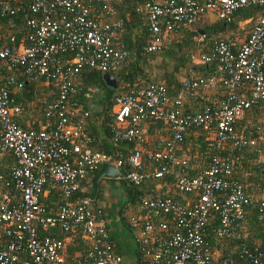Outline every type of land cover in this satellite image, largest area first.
<instances>
[{"label":"built area","instance_id":"2783aa9c","mask_svg":"<svg viewBox=\"0 0 264 264\" xmlns=\"http://www.w3.org/2000/svg\"><path fill=\"white\" fill-rule=\"evenodd\" d=\"M119 1L30 0L24 6L21 0H0V17L24 14L26 28L18 38L0 35V264H121L103 218L91 209L87 196L60 205L53 213L40 201L47 187L69 196L82 189L83 181L102 163L119 164L86 147L88 138L80 125L86 113L80 105L68 104L82 69L110 73L128 59L129 52L117 41L120 21L114 15ZM246 7H258L260 13L243 41L214 42L209 54L190 57L199 63L216 61L218 81L225 90L216 107L204 105L190 113L180 109V96L194 98L211 89L212 77L183 79L177 99H169L156 84L113 98L112 140L139 143L141 126L152 121L168 129L163 148L145 153L150 170L143 169L137 148L127 156L123 184L175 172L177 192L194 196L183 206L168 197L138 198L143 212L129 216L128 226L148 264H207L204 227L212 214L218 219L213 235L222 238L235 231L251 202L264 212V201L250 195L251 187L243 190L234 178L235 161L224 155L255 143V138L237 134L233 124L251 105L264 102V0H151L137 7L145 13L149 35L139 55L158 51L160 40L177 26L189 27L207 13L228 21L235 10ZM26 81L55 92L53 103L46 106V116L52 112L55 119H46L36 129L17 123L20 109L10 97ZM77 116V122L72 121ZM193 127L206 132L214 152L205 170L186 177L176 170L185 161L175 153ZM168 214L172 225L151 221ZM54 231L61 237L53 236ZM69 246L80 248L69 253ZM240 257L248 264L264 263V253L256 249L241 247Z\"/></svg>","mask_w":264,"mask_h":264},{"label":"trees","instance_id":"16d2710c","mask_svg":"<svg viewBox=\"0 0 264 264\" xmlns=\"http://www.w3.org/2000/svg\"><path fill=\"white\" fill-rule=\"evenodd\" d=\"M26 6L30 0H21ZM151 0H120L115 7L114 18L120 21V31L118 33V43L129 52L127 61L121 63L115 70L110 73L116 83V88L107 87L102 79L101 74L95 70L82 69L77 76V89L74 90L68 98L69 105H80L86 115L80 119V125L88 138L86 147L90 151H97L108 154L113 160L119 162L117 168L122 176L129 170L126 162L127 156L133 151L134 140H112L111 135L114 129V122L110 107L113 98L118 93H128L144 87L147 84H156L163 87L165 95L169 99L179 98L182 91L181 81L188 78H210L215 81L213 84L214 93L219 95L217 102L213 103L200 99L198 95L194 98L180 96V109L182 113H190L200 110L204 105L216 107L224 96V88L220 77L216 72V61L208 59L202 63H192L190 57L195 55L196 45L192 38L196 36L197 29L195 24L191 27L177 26L165 35L167 41L160 40L159 50L151 54H138L149 40L146 31V19L143 10L137 9L141 4L148 3ZM260 10L258 7H246L235 10L229 17L228 21L214 18L209 23L204 22L205 28L202 38L210 44L214 42H237L243 41L250 28L254 24ZM204 18L201 17L200 20ZM12 19V22H9ZM24 14L19 12L9 17H0V35L2 32L13 34L18 38L26 28L24 26ZM250 25L245 33L238 34V37L232 35V31L239 30L237 23ZM240 32V30H239ZM243 35V36H242ZM164 38V37H163ZM238 41V42H239ZM158 54H162L169 60L161 69L156 71L143 70L140 65H144L150 60H154ZM264 71V67H263ZM182 76V79H179ZM144 82L143 85L140 83ZM146 83V84H145ZM46 94L44 99H40V94ZM41 94V95H42ZM55 92L51 87L42 83H31L26 81L19 91L10 93L12 104L17 105L20 112L15 116V120L22 128H38L46 119L53 121L55 116L52 112L46 116V106L53 103ZM221 99V100H220ZM220 100V101H219ZM254 116H253V115ZM261 116V124H251L246 128L241 125L243 117L249 116L250 122H255V116ZM37 118V119H36ZM76 118L72 121L77 122ZM36 119V120H35ZM31 120V121H30ZM148 127L156 128L163 131L168 138L167 126L160 121L146 123ZM237 134L247 138H255V143L251 147H244L240 150L225 152L236 164V173L234 178L239 182L245 192L251 187L250 195L256 197L257 201H264V102L251 105L247 108L240 120L233 124ZM187 133L196 138L193 144L187 142ZM206 132L200 127H193L184 134L180 149L176 151V156L185 161L183 167L176 169L180 174L186 177H194L200 174L208 166L209 160L213 155V148L206 139ZM154 151H159L163 148ZM152 151V150H151ZM143 169H149L145 153L141 154ZM243 165V173H240L239 164ZM150 170V169H149ZM96 172L93 171L87 180L83 181L82 189L76 190L69 196H61L55 187H47L46 195L40 199L45 209L53 213L58 206L65 203H73L87 196L89 178ZM175 172L167 173L161 178L147 177L136 185H124L121 179H115L119 187L117 192L109 191L103 186L104 179L98 181L99 189L108 192L106 195L109 201L110 193L117 196L121 195L123 202L117 211V220L121 225L131 233L133 243L134 264H148V257L144 254L143 246L134 241V234L128 226V217L142 213L138 207V198L145 197L148 199L155 197H168L181 206L190 202L194 196L180 194L174 186ZM115 190V191H116ZM91 209L98 212L97 207L90 201ZM154 224L166 222L172 225L171 215H160L152 217ZM217 216L212 214L204 227L205 248L209 252L207 264H248L243 257H240V249H256L264 253V212L259 208L256 202H251L244 211L242 220L239 222L235 231L230 235L222 238H216L213 230L217 225ZM172 222V223H171ZM51 234L60 238L61 234L55 231ZM80 246H69L68 252L78 250ZM264 264V263H261Z\"/></svg>","mask_w":264,"mask_h":264},{"label":"crops","instance_id":"0c3cea01","mask_svg":"<svg viewBox=\"0 0 264 264\" xmlns=\"http://www.w3.org/2000/svg\"><path fill=\"white\" fill-rule=\"evenodd\" d=\"M154 1L160 2L161 0H154ZM214 18L215 16L212 13H207L202 20H199L197 23H195V27L198 33L197 35L199 36L192 38V41L196 45V52L194 56H197L200 54H204V55L209 54L211 44L207 40H204L202 38L203 36L202 34L205 28L204 22L209 23L211 21H214ZM237 24L239 27L242 25L241 23H237ZM239 39L240 38H238L237 40L239 41ZM156 57H157L156 58L157 60L154 59L155 62H152L153 63L152 67L156 69H158L157 68L158 64L164 65L165 63L169 61L167 57L162 54H158ZM191 62L197 63L194 61H191ZM154 63H156L157 65L155 64L156 66H154ZM179 79H182V76ZM198 97H200V99L204 98V100H207L213 103L217 102L219 99V95H216L214 93L213 88L207 91H202L198 93ZM140 131H141L142 141L139 143L135 142L134 148H137L141 152V154L150 152L151 150L154 151L158 148H161V143L166 138V134L163 131H160L156 128L148 127L147 124H143L140 128ZM186 135H187V139H186L187 142H189L190 144H193L196 138L192 137L191 133H187ZM104 180L105 181L103 183V186L105 189H108L109 187H112V186L114 187V185L112 184L116 183L115 179H104ZM107 193L108 192L105 193V191H102V189H99V186L97 184L96 194H95L94 200L91 202H93L97 207H100L98 212L103 218L106 232L113 244L114 252L117 253L121 258V264H134L133 263L134 259L131 256H129L130 247L128 246V243L121 232V224L119 222H116L117 211H118L119 206L122 203L120 200L121 199L123 200V198L121 195L117 196L116 194L111 192L110 193L111 197L109 198V201H107V199H105L106 198L105 194ZM128 233H129V239L132 242L131 233L129 231ZM123 253H125L127 257L124 258Z\"/></svg>","mask_w":264,"mask_h":264},{"label":"rangeland","instance_id":"374dc122","mask_svg":"<svg viewBox=\"0 0 264 264\" xmlns=\"http://www.w3.org/2000/svg\"><path fill=\"white\" fill-rule=\"evenodd\" d=\"M250 24L248 23V22H245L244 24H242L240 27H239V30H240V32H239V30H234V31H232L231 33H232V35L234 36V37H238V34H240V33H242L243 31H247V29H248V26H249ZM5 32H2L1 33V35H5L4 34ZM7 33V32H6ZM239 38H241V36L239 37ZM169 39V37L167 38V36L166 37H164L163 39H162V41L164 40V41H167ZM157 58V57H156ZM155 58V59H156ZM157 60V59H156ZM152 62H155L154 60H150V61H148L147 63H145L144 65H140L141 66V68L143 69V70H147V71H156L157 69L156 68H154V67H152V65H153V63ZM156 63H154V66H156L155 65ZM163 67V65H157V68L158 69H161ZM141 85H143L144 84V82H141L140 83ZM146 84V83H145ZM42 94V93H41ZM39 95V97H40V99L42 100V99H44L45 97V95L46 94H42V95ZM253 115V114H252ZM254 116V115H253ZM37 119V118H36ZM35 119V120H36ZM262 118H261V116H258V115H256L255 116V122H253V123H251L250 121V117L249 116H246V117H243V120H242V122H241V125L243 126V127H246V128H248V127H250V125L251 124H261V120ZM31 121V120H30ZM239 167H240V173H243L244 171H243V165H242V163H240L239 164ZM112 185H114V187L112 186V187H109L108 188V190L109 191H113V192H117V190H118V186H117V184L115 183H113ZM117 189V190H116ZM116 190V191H115ZM120 196V195H119ZM121 202H123V200L121 199L120 200ZM116 222H119L117 219H116ZM121 232H122V234H123V236L125 237V239H126V241H127V243H128V246L130 247V253H129V256H131L132 258H133V254H132V251H133V243L130 241V239H129V233H128V230L126 229V227L124 226V225H121ZM111 234V233H110ZM112 235V234H111ZM123 257L125 258V257H127V255L125 254V253H123Z\"/></svg>","mask_w":264,"mask_h":264},{"label":"water","instance_id":"95a60500","mask_svg":"<svg viewBox=\"0 0 264 264\" xmlns=\"http://www.w3.org/2000/svg\"><path fill=\"white\" fill-rule=\"evenodd\" d=\"M9 22H12V19H10ZM101 79L103 83L112 89L116 88V83L113 78V75L109 72L102 73ZM121 174L117 167L111 166L107 163H102L96 172L89 178L88 183V192H87V198L90 201L94 200L96 190H97V183L100 179H120Z\"/></svg>","mask_w":264,"mask_h":264}]
</instances>
